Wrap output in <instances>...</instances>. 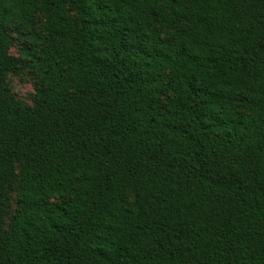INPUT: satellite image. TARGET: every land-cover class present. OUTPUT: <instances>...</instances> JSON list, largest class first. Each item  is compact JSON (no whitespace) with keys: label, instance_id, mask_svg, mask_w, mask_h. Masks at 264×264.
<instances>
[{"label":"trees","instance_id":"1","mask_svg":"<svg viewBox=\"0 0 264 264\" xmlns=\"http://www.w3.org/2000/svg\"><path fill=\"white\" fill-rule=\"evenodd\" d=\"M0 264H264V0H0Z\"/></svg>","mask_w":264,"mask_h":264},{"label":"rangeland","instance_id":"2","mask_svg":"<svg viewBox=\"0 0 264 264\" xmlns=\"http://www.w3.org/2000/svg\"><path fill=\"white\" fill-rule=\"evenodd\" d=\"M12 53L20 56L19 45L14 47ZM8 84L11 92L17 99L32 104V96L35 93L36 84L29 70L24 71L20 75H9Z\"/></svg>","mask_w":264,"mask_h":264}]
</instances>
